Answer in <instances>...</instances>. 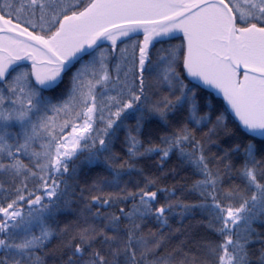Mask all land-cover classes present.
Masks as SVG:
<instances>
[{"label": "snow or ice", "instance_id": "1", "mask_svg": "<svg viewBox=\"0 0 264 264\" xmlns=\"http://www.w3.org/2000/svg\"><path fill=\"white\" fill-rule=\"evenodd\" d=\"M257 224L264 0H0V264H264Z\"/></svg>", "mask_w": 264, "mask_h": 264}, {"label": "trees", "instance_id": "2", "mask_svg": "<svg viewBox=\"0 0 264 264\" xmlns=\"http://www.w3.org/2000/svg\"><path fill=\"white\" fill-rule=\"evenodd\" d=\"M141 38L142 37L140 36L139 39L141 40ZM173 43H176V41H173ZM162 46L166 48V47H168V44L164 43ZM157 47L159 48V47H161V45H157ZM66 83H67V79L65 80V84ZM63 87H64V85H61V89ZM48 94L49 95H56V94H58V92L57 93L50 92ZM117 150L119 151V146H117ZM142 166L146 167L149 170H152V169H154V161H149L146 165H142ZM89 168H93L94 169L95 166L94 165L93 166H85L83 168L81 176H80L81 181H83L86 178L85 174H87V178L88 179H91L92 177L95 176V174H96L95 171H89ZM172 168H176L177 169V173L174 174V175L170 174L167 177H165L163 179L161 187L167 186V187L171 188V187L175 186L176 189H177V192L179 194V190H180V188L183 185H185L186 183H188V184L191 183L192 174H191L190 170L181 169L175 157H173L169 161L166 170H170ZM60 219H61V221L63 223L64 221L69 220L70 217L62 215L60 217ZM199 220H200L199 216H197L195 218H186L183 223H184V226L186 228L191 227V228H194V229H198L199 228V223H198ZM173 227H179V224L176 222V218L175 217L173 218ZM255 227H256V230L258 232H264V226H262L260 224H257V225H255ZM256 247H259V245L257 244Z\"/></svg>", "mask_w": 264, "mask_h": 264}, {"label": "water", "instance_id": "3", "mask_svg": "<svg viewBox=\"0 0 264 264\" xmlns=\"http://www.w3.org/2000/svg\"><path fill=\"white\" fill-rule=\"evenodd\" d=\"M141 37H142V39H143V36H142V34L140 35Z\"/></svg>", "mask_w": 264, "mask_h": 264}, {"label": "flooded vegetation", "instance_id": "4", "mask_svg": "<svg viewBox=\"0 0 264 264\" xmlns=\"http://www.w3.org/2000/svg\"><path fill=\"white\" fill-rule=\"evenodd\" d=\"M141 40H142V38H141Z\"/></svg>", "mask_w": 264, "mask_h": 264}]
</instances>
